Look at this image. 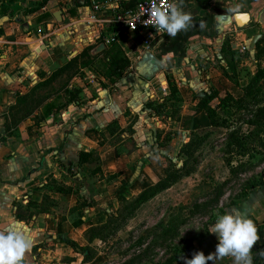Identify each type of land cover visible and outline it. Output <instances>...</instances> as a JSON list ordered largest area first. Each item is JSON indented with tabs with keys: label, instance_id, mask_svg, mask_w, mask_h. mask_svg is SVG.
<instances>
[{
	"label": "crops",
	"instance_id": "1",
	"mask_svg": "<svg viewBox=\"0 0 264 264\" xmlns=\"http://www.w3.org/2000/svg\"><path fill=\"white\" fill-rule=\"evenodd\" d=\"M124 3L109 0L108 6ZM91 4L0 0V230L23 232L33 241L23 264H94L80 251L97 239L90 241L91 229L166 177L164 159L171 154L164 141L184 133L188 143L197 130L212 128L201 99L232 90L225 71L233 55L241 69V45H250L253 63L258 42L264 46V0H182L192 24L148 50L131 35L106 44L113 10L99 13V25L88 24ZM236 6L249 13L247 25L221 19ZM113 47L130 61L121 77L105 76L95 62L83 64L111 61L105 54ZM133 51L140 52L136 59ZM147 51L163 65L152 79L137 70ZM71 62L72 69H64ZM59 80L64 82L57 86ZM262 192L264 185L239 202V211L249 214L254 202L261 210Z\"/></svg>",
	"mask_w": 264,
	"mask_h": 264
},
{
	"label": "rangeland",
	"instance_id": "2",
	"mask_svg": "<svg viewBox=\"0 0 264 264\" xmlns=\"http://www.w3.org/2000/svg\"><path fill=\"white\" fill-rule=\"evenodd\" d=\"M167 49L168 47H165V51ZM138 52L133 51L131 57L136 59L140 53ZM109 55L113 59L127 56L122 49L115 47L111 48L105 57ZM252 59L250 51L240 58L243 64L239 75L236 76L237 82L232 79L233 85L229 83L232 90L221 91L222 96L226 91L237 98L245 95L244 89L249 86L258 69L264 70V53L258 56L257 63H253ZM90 61L95 62L101 73H109L112 69V63L106 58ZM63 82L64 80H59L56 85L60 86ZM259 85L262 93L258 99L260 103H264V78ZM255 108L254 104H251L248 109H243V116L249 119L252 116L251 110ZM220 114L223 115V112ZM234 114V117H237L236 114L239 113ZM232 125L237 127L239 124ZM241 126L246 133L255 129L246 123ZM169 133L173 134V131ZM230 133V129L225 127L197 130L193 137L200 136L204 140L190 160L177 155L179 147L185 144L184 133H177L175 140L170 142L166 139L163 145H167V153L172 155L164 159L169 170L174 169L177 163L182 166L188 162L189 173L186 174L185 171L177 181L138 207L133 203L135 199L122 201L118 215L111 218L108 226L97 230L98 233L89 234L97 236L88 246L94 264H185L186 260L191 259L197 252L202 251L205 256L214 253L218 237L208 232L209 225L225 210H239V202L244 199L240 195L243 194L247 183L252 178L264 174V160H260L261 156L252 159L247 169L239 174L230 171L226 159L229 152L235 149ZM170 139H173L172 136ZM240 159L248 160L247 157H235L234 163L237 164ZM224 184V194L218 203L214 202L217 188H222ZM257 197L262 198L261 210L257 206L258 203L254 202L247 210L249 214H242L254 220L260 237L257 244L253 245V264H264V192ZM208 264H233V258L224 257L214 262L208 261Z\"/></svg>",
	"mask_w": 264,
	"mask_h": 264
},
{
	"label": "trees",
	"instance_id": "3",
	"mask_svg": "<svg viewBox=\"0 0 264 264\" xmlns=\"http://www.w3.org/2000/svg\"><path fill=\"white\" fill-rule=\"evenodd\" d=\"M23 1L24 0H13V2H17V4L19 5ZM43 3H39V6H41ZM257 49L259 50L257 53L258 57L259 55L264 53V46L262 49L260 43L258 42ZM234 59L235 58L233 55V58L228 61L230 72H225L231 80L233 79L237 82L236 76L239 75V68L237 64L238 62H236V60ZM90 62L91 61L88 59L84 61L83 64H89ZM108 62L112 63L111 71H118H114V73L109 71V73H105V76L111 77L114 74V76H116L117 78L122 76L123 72L130 64V61L127 57H118L117 59H113L111 57V61ZM75 64V62H71L69 65L64 66V69H72ZM62 71V69H59V72L55 73L54 76H56ZM263 78L264 70L262 68H259L258 72L252 77L249 86L244 89V96L237 98L231 93H226L224 96H220L218 93L213 92L211 94H206L200 102V108L207 112L211 120V125L213 127H225L230 129V135L235 145V149L229 152V157L226 160L230 171L235 174H239L245 171L250 162H252L258 156H261L260 160H264V103H260L258 99L259 95H261L262 93L259 83ZM45 83L46 81L41 83L39 86L44 85ZM75 96L76 95L71 92V98H74ZM171 96L177 100L180 98L178 89L175 85H171ZM214 100H217V102L215 103ZM251 104H254L256 108L254 110H251L252 116L249 119H246L243 116L242 111L243 109H248ZM220 112H223V115H221ZM236 112H238L239 114H236L237 117H234V113ZM232 118L234 119L232 120ZM234 123H238L239 125L237 127H234L232 125ZM243 123H246L251 127L254 126L255 129H251V131L246 133L244 132L243 127L241 126ZM203 140L204 139L200 136L192 137L188 143H185L181 146L179 156L185 157L186 160L192 159L193 155L201 146ZM235 157H247L248 160L243 161L240 159L238 160V163L235 164ZM184 172L186 174L189 173L188 162L183 163L182 166L177 163L174 165V169L172 170H169V168H167L166 177L157 184L143 191L137 198H135L133 203H135L138 207V205L149 200L151 197L155 196L159 192L169 187L175 181H177L182 174H185ZM225 185L226 184H224L223 187L220 189H218L219 187L217 188V197H215L214 202L218 203L219 198L224 194ZM262 185H264V174H260L257 177L252 178L247 183L246 188L243 194L240 195V197H248L255 188ZM113 217L114 215L112 214L111 218ZM110 220L108 223H110ZM107 224L99 228H92L90 232H93V234L98 233L97 230L106 228L108 226ZM94 238H97V236L89 235L90 241H92ZM66 242L74 247L77 246L76 243L72 240H67ZM80 251L85 255V260H93V257L89 255L88 246L80 247Z\"/></svg>",
	"mask_w": 264,
	"mask_h": 264
},
{
	"label": "clouds",
	"instance_id": "4",
	"mask_svg": "<svg viewBox=\"0 0 264 264\" xmlns=\"http://www.w3.org/2000/svg\"><path fill=\"white\" fill-rule=\"evenodd\" d=\"M230 11L237 13L239 6ZM149 18L152 19L157 32L166 33L170 37L187 30L193 19L189 12L183 10L182 0L180 3L170 2L163 8L159 6L152 8ZM208 232L218 237L215 252L207 256L202 251L197 252L191 259H187L185 264H208V261L214 262L224 257L233 258V264H253V245L260 237L256 223L250 216L242 214L235 208L225 210L209 225ZM32 244L33 241L23 232L0 230V264H23V259L31 250Z\"/></svg>",
	"mask_w": 264,
	"mask_h": 264
},
{
	"label": "built area",
	"instance_id": "5",
	"mask_svg": "<svg viewBox=\"0 0 264 264\" xmlns=\"http://www.w3.org/2000/svg\"><path fill=\"white\" fill-rule=\"evenodd\" d=\"M125 3L122 6L109 7V0H92L91 11L85 17L88 24L99 25L101 19L99 13L113 10L114 17L109 20L113 23L112 30L103 35V41L108 44L120 42L124 37L131 35L132 38L141 37L143 49L148 50L152 47L154 41L163 37L166 33L157 32L153 26L152 19L149 18L152 8L159 6L166 7L170 2L180 3L181 0H122ZM68 5V4H67ZM70 6L65 7V12L70 13ZM46 37L45 35H43ZM251 50L250 45H241L238 53L244 57Z\"/></svg>",
	"mask_w": 264,
	"mask_h": 264
},
{
	"label": "water",
	"instance_id": "6",
	"mask_svg": "<svg viewBox=\"0 0 264 264\" xmlns=\"http://www.w3.org/2000/svg\"><path fill=\"white\" fill-rule=\"evenodd\" d=\"M59 14H61V11H59ZM246 20L243 21V18ZM232 18L239 26L247 25L250 21V15L248 12H237L234 14H223L221 15V19L226 22H231ZM218 31H221V25L218 26ZM261 37V35H256V37L253 40L252 47L254 48L258 39ZM163 69V65L161 64V61L153 55L150 51H147L141 59L137 63V70L139 71L140 75L147 79H152L157 73H159Z\"/></svg>",
	"mask_w": 264,
	"mask_h": 264
},
{
	"label": "bare ground",
	"instance_id": "7",
	"mask_svg": "<svg viewBox=\"0 0 264 264\" xmlns=\"http://www.w3.org/2000/svg\"><path fill=\"white\" fill-rule=\"evenodd\" d=\"M243 18V21L242 22H245L246 20L244 19V17H242Z\"/></svg>",
	"mask_w": 264,
	"mask_h": 264
}]
</instances>
